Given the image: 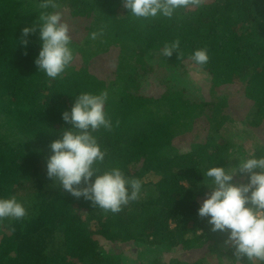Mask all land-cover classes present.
Instances as JSON below:
<instances>
[{
	"label": "trees",
	"instance_id": "1",
	"mask_svg": "<svg viewBox=\"0 0 264 264\" xmlns=\"http://www.w3.org/2000/svg\"><path fill=\"white\" fill-rule=\"evenodd\" d=\"M54 2L86 38L72 35L74 61L50 79L35 64L39 31L22 43L45 11L41 0H0V198L28 209L22 220H0V264H126L123 254L138 245L137 264H234L229 234L212 232L197 212L211 191L204 172L244 159L224 127L264 128V0H202L172 20L133 18L122 0ZM177 40L180 55L164 57ZM200 48L210 56L203 68L190 59ZM102 90L113 128L94 133L107 153L100 168L120 167L143 183L141 198L118 214L47 177L50 145L71 128L63 113L80 92ZM173 252L181 258L162 261Z\"/></svg>",
	"mask_w": 264,
	"mask_h": 264
},
{
	"label": "clouds",
	"instance_id": "2",
	"mask_svg": "<svg viewBox=\"0 0 264 264\" xmlns=\"http://www.w3.org/2000/svg\"><path fill=\"white\" fill-rule=\"evenodd\" d=\"M201 2L122 0L128 16L143 20H172L180 10L199 7ZM40 8L45 11L39 14V23L23 29L22 43L27 47L28 37L39 31L42 43L35 64L39 72L57 79L74 61L71 30L63 12L55 10L59 5L54 0H41ZM49 8L54 10L47 11ZM97 35L92 32L90 38L95 40ZM179 49V40L166 43L162 55L169 58L174 53L180 55ZM190 59L201 68L207 66L210 61L208 49H196ZM109 98L108 90L99 93L83 91L75 96L71 110L62 115L63 121L71 128H65L61 139L50 145L53 154L46 167L48 179L55 180L73 197H82L104 212L118 214L141 198L143 183L140 179L127 177L120 167L100 168L107 153L94 133L113 128L105 111ZM238 173L250 174L247 184L233 183ZM203 176V186L211 191L198 208V216L207 220L212 232L229 234L226 243L234 248L235 259H231L234 264H241L245 257L250 264H264V154L239 159L238 166L232 168L210 167ZM27 214L28 209L16 197L0 198V220H22Z\"/></svg>",
	"mask_w": 264,
	"mask_h": 264
},
{
	"label": "rangeland",
	"instance_id": "3",
	"mask_svg": "<svg viewBox=\"0 0 264 264\" xmlns=\"http://www.w3.org/2000/svg\"><path fill=\"white\" fill-rule=\"evenodd\" d=\"M203 5H209L211 2L210 0H203ZM59 10L61 12H65V9H63L62 5H59V8L56 9ZM67 18H70L69 13H67ZM71 30V35H78V38L81 37L82 39L86 38V34H83V32L80 29H77L76 27H74L73 25L70 28ZM201 77V76H200ZM198 76L194 75V78L192 79V81H198ZM156 83V81H153L152 85H154ZM155 87V89H154ZM152 88V90L154 91H158V87L156 89V86H154ZM158 94V93H157ZM224 132H226L229 137H231L234 140H238L239 141V147H238V152H241L243 157H248L249 155H251V153H254L256 151V149H258L259 147H264V128L259 131V132H255L253 130H250L249 128H247L246 126L240 124V123H228L225 127H224ZM121 250H126L127 247L126 246H121L120 247ZM142 249L138 246H135L131 253H124L122 258H123V262L126 264H137L138 261H140L139 256ZM162 251V250H161ZM152 252H150V255L147 256L148 260L150 258H155L153 257L154 254L151 255ZM166 257L162 258V261H165L166 259H178L181 258L182 253H174L170 254L169 257H167V255H165Z\"/></svg>",
	"mask_w": 264,
	"mask_h": 264
}]
</instances>
